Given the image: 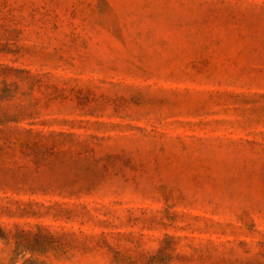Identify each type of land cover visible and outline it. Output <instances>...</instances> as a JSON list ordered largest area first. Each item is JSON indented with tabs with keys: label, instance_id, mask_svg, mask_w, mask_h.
<instances>
[{
	"label": "rangeland",
	"instance_id": "rangeland-1",
	"mask_svg": "<svg viewBox=\"0 0 264 264\" xmlns=\"http://www.w3.org/2000/svg\"><path fill=\"white\" fill-rule=\"evenodd\" d=\"M1 81L0 264H264V0H0Z\"/></svg>",
	"mask_w": 264,
	"mask_h": 264
},
{
	"label": "trees",
	"instance_id": "trees-1",
	"mask_svg": "<svg viewBox=\"0 0 264 264\" xmlns=\"http://www.w3.org/2000/svg\"><path fill=\"white\" fill-rule=\"evenodd\" d=\"M3 71L7 73H14L18 75H27L28 71L24 70H16L8 67H4ZM25 77L23 78H17V81L24 80ZM0 86L2 87L0 89V140L7 141L9 138L8 132L11 131H16L20 130L22 131L23 129L15 126L18 121L24 117V107L18 106V105H9V101L11 98L12 94V89H7L11 86H13L14 90L18 89V86L16 83H12V85L6 84L5 81L0 82ZM14 124V125H12ZM30 130H25L24 132H29ZM58 136H66L64 134H57Z\"/></svg>",
	"mask_w": 264,
	"mask_h": 264
}]
</instances>
